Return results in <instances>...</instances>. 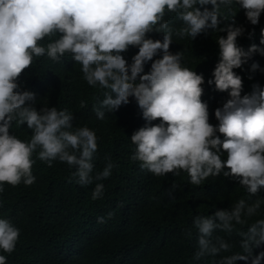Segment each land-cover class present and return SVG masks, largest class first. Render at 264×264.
<instances>
[{
	"label": "clouds",
	"instance_id": "clouds-1",
	"mask_svg": "<svg viewBox=\"0 0 264 264\" xmlns=\"http://www.w3.org/2000/svg\"><path fill=\"white\" fill-rule=\"evenodd\" d=\"M233 4L244 10L251 25L259 24L264 0H0V191L5 184L31 186L36 180L32 174L36 160L49 167L54 161L65 163L75 169L69 183L75 180L80 186L108 179L117 167L108 159L93 175L96 132L88 126L74 127V115L67 109L44 106L37 110L36 94L21 90L19 77L35 58L46 56L59 62L65 54L81 66L82 78L90 87L103 90V100L97 98L98 104L93 105L97 119L105 118L103 109L113 113L127 105L129 97L137 102L146 123L131 136L135 148L130 159L139 162L141 170L157 177L186 173L195 186L222 174L237 181L250 196L264 189V88L254 85L250 93L241 95L243 81L233 71L252 53L264 56V48L252 44L245 51L237 45L245 28L235 23V16L224 17L231 23L220 27L221 7L230 9ZM167 13H174L181 22L178 29L165 19ZM208 29L226 33L216 41L219 60L207 81L217 91L228 92L222 107L215 109V126L209 122L208 104L202 101L203 74L182 66L181 52L170 51L173 39H195ZM153 32L163 39L150 38ZM260 36L264 45V29ZM45 38L48 42L41 43ZM130 47L138 52L129 64L122 53ZM258 67L251 65L253 71ZM13 122L26 124L30 138L21 140L11 134ZM104 187L95 184L93 200L102 198ZM262 206L264 198L251 203L240 199L230 208L196 216L193 259L231 252L215 264L241 260L261 264L264 251L253 255V249L264 245V219L248 225L247 232H238L240 252H232L234 245L214 233L236 232ZM113 216L110 211L97 222L106 223ZM20 233L11 221L0 218V251L11 254ZM186 235L191 238L192 230ZM6 259L0 255V264H6Z\"/></svg>",
	"mask_w": 264,
	"mask_h": 264
},
{
	"label": "trees",
	"instance_id": "trees-1",
	"mask_svg": "<svg viewBox=\"0 0 264 264\" xmlns=\"http://www.w3.org/2000/svg\"><path fill=\"white\" fill-rule=\"evenodd\" d=\"M207 7L211 9V5ZM233 16L235 23L245 28L244 34L237 38V45L245 51L252 44L264 48L260 44L264 12L259 24L253 26L242 8L235 4L230 9L222 6L220 27L231 23L227 20ZM166 18L171 19L174 29L181 26L174 13H167ZM253 32L249 38V33ZM220 35L226 36V33L208 29L195 39L185 37L176 41L172 37L170 45L173 54L182 53V66L203 74L202 101L208 104L209 122L214 126L218 124L215 109L222 107L228 98L227 91H217L214 84L207 83L213 78L219 60L214 50L219 49L216 41ZM148 36L163 39L162 34L155 32ZM48 39L41 43L46 44ZM137 52L138 48L130 47L122 55L130 64ZM157 58L160 56L153 59ZM253 63L259 65L255 71L251 68ZM150 67L151 61L145 64V74ZM80 69L70 54H65L59 62L44 56L35 58L18 82L21 90L36 94L37 110L44 106L67 109L74 115V127L88 126L96 132L98 150L93 158V175L104 168L108 159L117 167L108 179L80 186L75 180L69 183L75 169L65 163L54 161L49 167L46 162L36 160L32 167L36 180L31 186L5 184L0 191V218L8 219L21 230L15 250L11 254L0 251V255L7 258L6 264H215L221 256L230 255L231 252L199 261L193 259L197 250L194 218L230 208L240 199L251 203L264 198V189L250 196L237 181L222 174L195 186L188 182L186 173L157 177L141 170L139 162L130 159L135 148L130 139L134 131L146 123L142 110L135 99L129 97L127 105L113 113L103 109L105 118L97 119L93 105L98 104V99L103 100V90L90 87ZM233 71L242 78L241 95L250 93L254 85L264 88V56L258 52L252 53L241 68ZM81 102H84L83 107ZM10 133L27 140L31 130L26 124L13 122ZM97 182L104 184V192L102 198L93 200L92 191ZM110 211L114 212L112 219H106L103 224L97 222L98 217L107 218ZM256 219H264V206L248 224L237 226L236 232L218 231L214 236H222L234 245L232 252H240L238 232H247L248 225ZM189 229L193 233L191 238L186 235ZM70 248L73 250L67 251ZM261 251L264 245L253 249V255ZM237 264H251V261L241 260Z\"/></svg>",
	"mask_w": 264,
	"mask_h": 264
}]
</instances>
